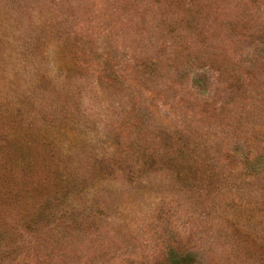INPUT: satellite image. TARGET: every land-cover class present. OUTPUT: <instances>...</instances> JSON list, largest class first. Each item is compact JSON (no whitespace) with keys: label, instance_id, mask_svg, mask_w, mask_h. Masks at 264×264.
<instances>
[{"label":"rangeland","instance_id":"374dc122","mask_svg":"<svg viewBox=\"0 0 264 264\" xmlns=\"http://www.w3.org/2000/svg\"><path fill=\"white\" fill-rule=\"evenodd\" d=\"M0 264H264V0H0Z\"/></svg>","mask_w":264,"mask_h":264}]
</instances>
